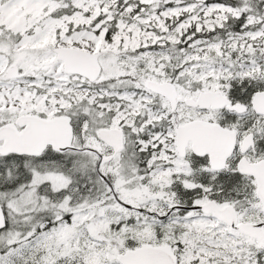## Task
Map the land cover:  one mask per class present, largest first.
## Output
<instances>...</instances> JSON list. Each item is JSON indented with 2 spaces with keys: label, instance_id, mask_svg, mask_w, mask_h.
I'll use <instances>...</instances> for the list:
<instances>
[{
  "label": "snow or ice",
  "instance_id": "6c2138e0",
  "mask_svg": "<svg viewBox=\"0 0 264 264\" xmlns=\"http://www.w3.org/2000/svg\"><path fill=\"white\" fill-rule=\"evenodd\" d=\"M0 264H264V0H0Z\"/></svg>",
  "mask_w": 264,
  "mask_h": 264
}]
</instances>
